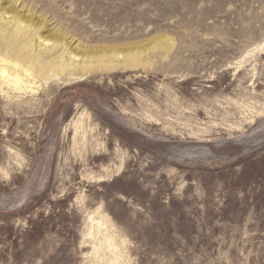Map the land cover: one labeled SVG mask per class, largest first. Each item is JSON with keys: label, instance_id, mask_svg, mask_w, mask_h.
Wrapping results in <instances>:
<instances>
[{"label": "rangeland", "instance_id": "obj_1", "mask_svg": "<svg viewBox=\"0 0 264 264\" xmlns=\"http://www.w3.org/2000/svg\"><path fill=\"white\" fill-rule=\"evenodd\" d=\"M0 56V264H264V0H0Z\"/></svg>", "mask_w": 264, "mask_h": 264}, {"label": "bare ground", "instance_id": "obj_2", "mask_svg": "<svg viewBox=\"0 0 264 264\" xmlns=\"http://www.w3.org/2000/svg\"><path fill=\"white\" fill-rule=\"evenodd\" d=\"M11 3V2H10ZM4 8V10H5V14H7V13H12V12H10V7L8 8V7H3ZM18 17V16H17ZM17 19V18H16ZM28 22V19L26 18V19H24L23 20V23H27ZM18 23V22H17ZM22 23V22H21ZM22 23V24H23ZM35 24V23H34ZM18 25H19V23H18ZM14 26H16V24L14 25ZM23 27V26H22ZM37 28V27H36ZM15 30V29H14ZM15 32L17 33V35L18 36H22L23 35V30L22 29H20V28H17L16 30H15ZM31 32V31H30ZM11 33V32H10ZM12 34V33H11ZM23 38H24V36H23ZM22 38V39H23ZM38 38L40 39V40H42L43 41V43H46V44H49V43H51L55 38H56V36H55V33L54 32H52V30L50 31V30H43V31H40V32H38ZM17 41V40H16ZM20 41H21V39H20ZM15 43V42H14ZM5 44V43H4ZM65 45V44H64ZM6 46H7V44H6ZM43 47V46H42ZM59 49H61V48H59ZM71 49V48H70ZM58 50V49H57ZM56 50V52H59V51H57ZM90 50V49H89ZM88 50V51H89ZM128 51H129V48L128 47H125V48H119V47H114V48H108V49H106L105 50V52L108 54V55H110V56H116L117 57V63H119V62H121V61H125V62H128V60L132 63V58H129V57H126V56H128ZM56 52H54L53 53V55L56 53ZM90 53V52H89ZM92 53V52H91ZM99 53V51L96 53V54H98ZM71 54L73 55V56H75V58L76 57H79V52H78V50H77V48L76 49H72V51H71ZM71 54H69V56L71 55ZM21 55V54H20ZM20 55H18V56H20ZM30 55V54H29ZM51 55H52V53H51ZM15 56V55H14ZM30 56H32V55H30ZM29 56V57H30ZM96 56V55H95ZM21 57H23L22 55L20 56V59H23V58H21ZM25 57H28V56H25V53H24V58ZM28 57V58H29ZM131 57V56H130ZM0 58L1 59H3V60H5V61H10V59H8V58H4V57H1L0 56ZM27 58V59H28ZM48 58H50V56H48ZM133 59H134V57H133ZM38 60V59H37ZM48 59L46 58V61H47ZM50 61H51V59H49ZM49 60H48V62H49ZM19 61H21V60H19ZM23 61H29L30 62V60L28 59V60H24L23 59ZM43 61V60H42ZM41 61V62H42ZM45 61V60H44ZM134 61V60H133ZM41 62L39 61V63L41 64ZM48 62H46V63H48ZM88 62V61H87ZM96 61H94V63H95ZM114 62L115 61H112V60H110V62L106 65V67L108 66V67H113L114 66ZM13 63V65H16V66H21V65H24V63H22V64H18V63H16V62H12ZM37 63H38V61H37ZM45 63V64H46ZM130 63V64H131ZM25 64H28V62L27 63H25ZM35 64H36V62H35ZM48 64H50V63H48ZM47 64V66H48V69H49V65ZM90 64H92V65H94L92 62H90ZM96 64V63H95ZM100 64V63H99ZM29 65V64H28ZM42 65V64H41ZM40 65V66H41ZM55 63L53 64V66L52 65H50V68L51 67H56L57 69H64L65 67H67L68 66V64L66 63V60H65V58L63 57V56H61V59H60V61H59V63L58 64H56L55 66ZM91 65V66H92ZM117 65V64H116ZM36 66V65H35ZM38 66V65H37ZM46 66V65H45ZM99 66V65H98ZM98 66H97V68H98ZM100 66H101V64H100ZM104 66V65H103ZM31 67V66H30ZM42 67H44V66H41V68ZM107 67V68H108ZM36 68V67H35ZM45 68V67H44ZM55 68V69H56ZM96 68V69H97ZM43 69V68H42ZM95 69V70H96ZM47 70V67H46V69H45V72H47L46 74H50V73H48V71L50 72L51 71V73L53 74V75H56L55 74V72L53 73L52 71H55V70H51V69H49L48 71H46ZM103 70H108V69H103ZM42 71V70H41ZM41 71H40V73H41ZM90 71V70H89ZM91 71H93V69L91 70ZM25 72H29V70L27 69V68H25ZM44 72V73H45ZM39 73V72H38ZM43 73V72H42ZM43 73V74H44ZM46 74H44L45 75V77L47 76L48 77V75H46ZM0 76H1V78L7 83V85H14V86H20V85H22V84H24L25 82L23 81V79H22V77L21 76H19V75H12L6 68H0ZM43 76V75H42ZM51 76V75H50ZM57 76V75H56ZM2 81V80H1ZM4 83V82H3ZM4 85V84H3ZM13 86V87H14ZM24 86H25V84H24ZM23 86V87H24ZM17 87H16V89H17ZM2 89V88H1ZM19 89H20V87H19ZM116 255V254H115ZM115 257L116 256H114V261H115ZM117 257H118V255H117ZM119 259V258H118ZM112 262V261H111ZM116 262V261H115ZM120 263V262H119ZM114 264V263H113ZM116 264V263H115Z\"/></svg>", "mask_w": 264, "mask_h": 264}]
</instances>
